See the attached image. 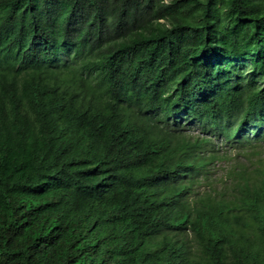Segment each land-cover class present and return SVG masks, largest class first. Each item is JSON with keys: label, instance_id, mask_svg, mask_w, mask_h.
I'll list each match as a JSON object with an SVG mask.
<instances>
[{"label": "trees", "instance_id": "obj_1", "mask_svg": "<svg viewBox=\"0 0 264 264\" xmlns=\"http://www.w3.org/2000/svg\"><path fill=\"white\" fill-rule=\"evenodd\" d=\"M263 154L264 0H0V264H264Z\"/></svg>", "mask_w": 264, "mask_h": 264}, {"label": "rangeland", "instance_id": "obj_2", "mask_svg": "<svg viewBox=\"0 0 264 264\" xmlns=\"http://www.w3.org/2000/svg\"><path fill=\"white\" fill-rule=\"evenodd\" d=\"M185 129L188 130L187 134L190 136H195L198 135V130L196 127L191 126L190 124H187V126H185ZM229 151V149H227V152ZM231 157V156H229ZM264 154L260 156V158H263ZM259 158V156H255L252 157L253 162L255 160H257ZM227 162H217L214 167L210 168L211 169V175H212V179L216 182L220 179V177L223 175L224 170L226 168Z\"/></svg>", "mask_w": 264, "mask_h": 264}, {"label": "clouds", "instance_id": "obj_3", "mask_svg": "<svg viewBox=\"0 0 264 264\" xmlns=\"http://www.w3.org/2000/svg\"><path fill=\"white\" fill-rule=\"evenodd\" d=\"M74 193H78V192L74 191Z\"/></svg>", "mask_w": 264, "mask_h": 264}]
</instances>
